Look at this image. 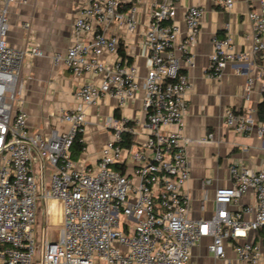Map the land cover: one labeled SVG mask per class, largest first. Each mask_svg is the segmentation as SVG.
Masks as SVG:
<instances>
[{
	"label": "built area",
	"instance_id": "1",
	"mask_svg": "<svg viewBox=\"0 0 264 264\" xmlns=\"http://www.w3.org/2000/svg\"><path fill=\"white\" fill-rule=\"evenodd\" d=\"M17 0H0V264H192V250L205 237L216 259H226L225 243L244 264H264V160L260 169L235 161L229 167L230 187L214 194L211 218L190 217L191 197L185 192L191 178L185 116L192 89L185 67L193 68L195 47L205 8L189 5L185 31L177 23L181 0H84L73 23L75 39L65 53H56L77 77H100L83 83L74 93L76 105L62 109V130L51 135L33 133L21 107L22 68L28 56H43L38 47L14 48L7 42L8 14ZM231 11L236 0H216ZM253 27L250 50L236 51L226 25L215 35L208 77L221 80L233 62H246L264 51V0H245ZM143 4L149 20L141 42L149 59L145 76L125 52L122 32H135ZM121 48L124 55L120 53ZM258 78H264V66ZM255 80L248 78L243 96L251 101ZM143 92L145 120L108 117L111 130L94 163H77L72 146L86 133L87 111L106 96L125 109ZM264 91V85H263ZM225 125L237 134L255 125L264 136V122L251 111L226 109ZM133 124H130V123ZM135 136L126 147L121 134ZM211 181H207L209 184ZM250 195V203L242 199ZM62 205L56 237L36 236L40 205ZM243 240V242H240Z\"/></svg>",
	"mask_w": 264,
	"mask_h": 264
},
{
	"label": "crops",
	"instance_id": "2",
	"mask_svg": "<svg viewBox=\"0 0 264 264\" xmlns=\"http://www.w3.org/2000/svg\"><path fill=\"white\" fill-rule=\"evenodd\" d=\"M192 4L203 6L206 12L198 41L192 49L195 65L183 69L192 83L185 116L191 178L185 192L192 200L190 217L200 220L214 215L216 189L232 185L229 167L233 162L239 161L257 170L264 160V136L259 134L257 125L249 133L237 134L224 121L226 109L240 111L246 106L257 120L256 110L263 97L264 85V78H258V71L264 66V51L249 61L230 63L221 80L209 78L213 37H223L228 23L236 51L250 50L253 27L247 13L252 6L245 0H236L234 8L227 11L216 0H181L175 20L183 31L186 29L184 11ZM83 6L84 0H17L9 9L8 44L14 48L38 47L43 52V56H28L24 61L22 79L25 88L21 107L28 115L29 129L44 137L50 136L53 130H62L58 114L62 109L74 108L77 102L74 93L80 85L100 82V77L89 74L77 77L63 64L55 65L52 59L56 53H65L73 43V23ZM139 19L133 34L122 32V41L126 54L139 66L143 77L149 66L148 56L141 45L149 20L148 4L141 6ZM248 78H253L255 84L251 101L246 103L243 91ZM142 98L143 92L140 91L127 108L119 109L117 100L106 96L99 105L90 107L84 135L86 148L75 161L86 164L96 161L112 134L102 125L108 117L114 116L116 109L140 126L138 121L142 123L145 120ZM208 180L211 181L209 184ZM251 200L248 195L242 203L247 205ZM211 242V237H205L193 248L192 264H244L236 257L233 240L225 243L226 259H216L209 252Z\"/></svg>",
	"mask_w": 264,
	"mask_h": 264
},
{
	"label": "rangeland",
	"instance_id": "3",
	"mask_svg": "<svg viewBox=\"0 0 264 264\" xmlns=\"http://www.w3.org/2000/svg\"><path fill=\"white\" fill-rule=\"evenodd\" d=\"M62 205L55 200L48 201L46 204H41L35 227L36 236L43 238L46 233L47 239L51 240L56 237L60 229L62 221L61 217Z\"/></svg>",
	"mask_w": 264,
	"mask_h": 264
},
{
	"label": "trees",
	"instance_id": "4",
	"mask_svg": "<svg viewBox=\"0 0 264 264\" xmlns=\"http://www.w3.org/2000/svg\"><path fill=\"white\" fill-rule=\"evenodd\" d=\"M120 53L124 55V50L121 48ZM263 97L261 102L258 104L256 113H257V120L260 122H264V91L262 93ZM114 117L120 118L121 112L119 109H116L114 112ZM130 124H133L132 122ZM82 135L76 137L74 144L72 146V157L74 160H77L79 155L84 151L86 148V143L81 141ZM121 143L126 146L130 147L135 143V136L133 134L123 132L121 134Z\"/></svg>",
	"mask_w": 264,
	"mask_h": 264
}]
</instances>
